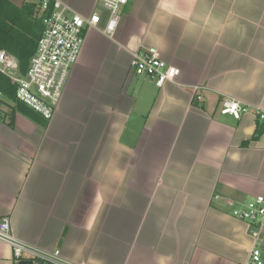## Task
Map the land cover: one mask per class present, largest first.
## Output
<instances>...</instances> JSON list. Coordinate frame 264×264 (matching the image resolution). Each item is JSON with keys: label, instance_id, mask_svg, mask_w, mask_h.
<instances>
[{"label": "crops", "instance_id": "0c3cea01", "mask_svg": "<svg viewBox=\"0 0 264 264\" xmlns=\"http://www.w3.org/2000/svg\"><path fill=\"white\" fill-rule=\"evenodd\" d=\"M60 1L97 14L98 0ZM106 21L86 30L50 121L0 119V218L76 264L242 263L253 238L231 209L264 194V122L219 108L264 112V0H129L111 37ZM146 48L175 83L130 72ZM260 248L264 261V235ZM0 264H15L4 243Z\"/></svg>", "mask_w": 264, "mask_h": 264}, {"label": "built area", "instance_id": "2783aa9c", "mask_svg": "<svg viewBox=\"0 0 264 264\" xmlns=\"http://www.w3.org/2000/svg\"><path fill=\"white\" fill-rule=\"evenodd\" d=\"M99 1L107 13L103 33L111 37L116 29L120 10L129 0ZM37 4L42 16V31L25 75H20L14 58L0 50V78L4 77L14 87V97L18 103L36 113L42 120L50 121L61 100L69 72L81 53L85 32L99 24L100 16L92 14L84 17L60 0H37ZM129 70L137 77L150 79L157 88L166 83H175L179 76L177 68L160 59L156 48L134 52ZM201 89L206 88L192 87L193 99L201 100V96L195 94ZM8 103L0 89V119L7 116ZM219 113L234 119H239L243 114H253L258 121L264 122V112L260 107L229 96L222 99ZM231 216L247 224L253 238L247 257L240 264H264L260 248L264 235V194L254 196L244 203L236 202L231 209ZM0 243L10 247L15 264L23 260L31 261L32 264H76L63 259L59 251L46 252L16 238L8 218H0Z\"/></svg>", "mask_w": 264, "mask_h": 264}, {"label": "trees", "instance_id": "16d2710c", "mask_svg": "<svg viewBox=\"0 0 264 264\" xmlns=\"http://www.w3.org/2000/svg\"><path fill=\"white\" fill-rule=\"evenodd\" d=\"M42 16L35 0H22L19 6L10 0H0V50H4L17 62L20 75L24 76L29 60L33 56L42 31ZM0 89L9 103V117L19 112L29 119L42 120L36 113L18 103L14 97V87L7 79L0 78Z\"/></svg>", "mask_w": 264, "mask_h": 264}, {"label": "rangeland", "instance_id": "374dc122", "mask_svg": "<svg viewBox=\"0 0 264 264\" xmlns=\"http://www.w3.org/2000/svg\"><path fill=\"white\" fill-rule=\"evenodd\" d=\"M15 2L16 4H19L21 0H11ZM37 2V0H35ZM96 13L102 17L106 12L103 10L102 5L100 1H97V6H96ZM107 14V13H106ZM6 112L9 114V109L7 108Z\"/></svg>", "mask_w": 264, "mask_h": 264}, {"label": "water", "instance_id": "95a60500", "mask_svg": "<svg viewBox=\"0 0 264 264\" xmlns=\"http://www.w3.org/2000/svg\"><path fill=\"white\" fill-rule=\"evenodd\" d=\"M18 264H32V262L28 260H23V261L18 262Z\"/></svg>", "mask_w": 264, "mask_h": 264}]
</instances>
